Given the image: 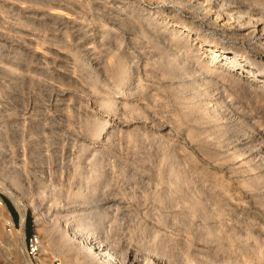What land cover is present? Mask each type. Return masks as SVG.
Listing matches in <instances>:
<instances>
[{
    "label": "rangeland",
    "instance_id": "1",
    "mask_svg": "<svg viewBox=\"0 0 264 264\" xmlns=\"http://www.w3.org/2000/svg\"><path fill=\"white\" fill-rule=\"evenodd\" d=\"M208 1L0 0V264H264V0Z\"/></svg>",
    "mask_w": 264,
    "mask_h": 264
},
{
    "label": "bare ground",
    "instance_id": "2",
    "mask_svg": "<svg viewBox=\"0 0 264 264\" xmlns=\"http://www.w3.org/2000/svg\"><path fill=\"white\" fill-rule=\"evenodd\" d=\"M64 1V0H63ZM63 1H61V0H45V2H48V4H50V3H54V4H61V2L63 3ZM67 1V0H66ZM77 1V0H76ZM229 1V0H228ZM27 2V1H26ZM218 2V0H209L208 1V3L209 4H211V6L212 5H215V4H218L217 3ZM219 2H220V0H219ZM67 4V3H66ZM46 5H47V3H46ZM72 5V4H71ZM69 6V5H68ZM236 7V6H235ZM207 8V7H206ZM211 8V7H210ZM218 8V7H217ZM228 8V7H227ZM234 8V7H233ZM232 8V6L230 7V10L231 9H233ZM219 9V8H218ZM208 11V10H207ZM226 12V11H225ZM227 13V12H226ZM229 13V12H228ZM45 14V13H44ZM32 15V14H31ZM221 15H223V14H221ZM43 16V15H42ZM216 16V15H215ZM229 16H231V15H229ZM228 16V17H229ZM232 17V16H231ZM230 17V18H231ZM227 19V18H226ZM234 19V18H233ZM35 23V22H34ZM223 24V23H222ZM224 24H225V22H224ZM226 26V25H225ZM222 27H224V25H222ZM231 27V26H230ZM244 27V26H243ZM242 27V28H243ZM224 28H226V27H224ZM238 28V27H237ZM240 28V27H239ZM187 30V29H186ZM218 30V29H217ZM215 31V30H214ZM219 32L221 33V34H229V35H231L232 36V33L234 32V31H232V30H230V29H223V30H219ZM224 32V33H223ZM75 33V32H74ZM243 33V32H242ZM234 35V34H233ZM236 35V34H235ZM233 37V36H232ZM236 37V36H235ZM78 38V37H77ZM255 41V40H254ZM259 41V40H258ZM258 55H259V57L261 58V59H263L264 60V53H262V52H260V53H258ZM235 56H237V54L236 53H225V52H223V53H215V52H213V53H211L209 56H208V58H207V60H209L210 62H214V63H216V65L217 66H224V67H227V69H229V70H232V69H235V67L237 68V67H245L244 66V64L242 63V62H240V61H237L236 59H235ZM241 60V59H240ZM209 63V62H208ZM238 69V68H237ZM233 71V70H232ZM235 72V71H234ZM251 72V71H250ZM247 74V73H246ZM245 76V75H244ZM253 76V78H254V80L255 81H257V82H263V86H264V76L262 77V76H257V75H255L254 73H252L251 74V77ZM252 80V79H251ZM254 82V81H253ZM18 209H19V211H20V215H21V222H23V219H24V208L23 207H18ZM22 232V231H21ZM22 234V233H21ZM22 242V241H21ZM22 244V243H21ZM22 246V245H21ZM93 247H94V249H95V251H96V253H97V255H99V256H102L103 258H105L106 259V262H107V264H136V261H135V259H137V257H135V259H134V256L132 257L131 256V254H127L126 253V255L124 256V257H122L121 259H119L120 261L119 262H117L116 260H115V257L112 255L113 253L112 252H110V250L106 247V246H104L103 244H97L96 245V243H94L93 244ZM23 257H24V261H25V264H29V261H28V257H27V255H23ZM156 261V260H155ZM158 262H159V260H157ZM65 262V261H64ZM153 262H154V260H153ZM138 263V262H137ZM140 263V262H139ZM161 263V262H160ZM146 264H153V263H147L146 262ZM154 264H159V263H154ZM163 264V263H162Z\"/></svg>",
    "mask_w": 264,
    "mask_h": 264
},
{
    "label": "built area",
    "instance_id": "3",
    "mask_svg": "<svg viewBox=\"0 0 264 264\" xmlns=\"http://www.w3.org/2000/svg\"><path fill=\"white\" fill-rule=\"evenodd\" d=\"M35 245H36V238L30 237L28 239V247H29L30 251H34Z\"/></svg>",
    "mask_w": 264,
    "mask_h": 264
}]
</instances>
